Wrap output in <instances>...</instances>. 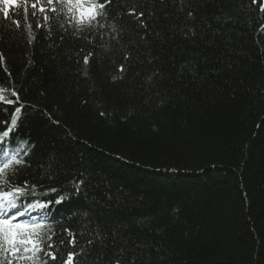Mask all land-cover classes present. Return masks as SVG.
I'll list each match as a JSON object with an SVG mask.
<instances>
[{
    "label": "trees",
    "instance_id": "obj_1",
    "mask_svg": "<svg viewBox=\"0 0 264 264\" xmlns=\"http://www.w3.org/2000/svg\"><path fill=\"white\" fill-rule=\"evenodd\" d=\"M18 3L0 13V89L19 94L0 133L21 108L0 149L26 144L8 178L29 201L64 197L41 258L264 264V0H112L78 33Z\"/></svg>",
    "mask_w": 264,
    "mask_h": 264
},
{
    "label": "snow or ice",
    "instance_id": "obj_2",
    "mask_svg": "<svg viewBox=\"0 0 264 264\" xmlns=\"http://www.w3.org/2000/svg\"><path fill=\"white\" fill-rule=\"evenodd\" d=\"M112 0H47V9L43 4L38 7L39 0H32L31 8L32 15L36 16L37 12L43 15L45 24H37V27H45L50 17L48 12L51 11L57 15L61 13L67 18L69 26L74 27L78 32L85 30L104 29L105 24L101 20L107 19V8L111 5ZM59 3L61 7L59 10L56 4ZM0 13L5 19L9 18V13L12 7H19L18 0H0ZM28 3L25 0L24 13L27 14ZM129 15L143 16V13H136L135 10ZM16 27L20 26L19 20H14ZM63 27V25H61ZM29 36L31 37V25H28ZM113 32L116 31L115 26H111ZM91 56V53L89 54ZM89 56L83 58L85 65L88 64ZM2 59V54H0ZM123 66L120 71L122 72ZM117 77H113L116 79ZM3 89H0V102L14 104L19 100V94L13 90L12 95L16 97L15 100L5 101L2 94ZM20 107L14 109L11 116L10 123H6L5 130L0 133V143H3L6 137L17 126L19 118ZM101 115H104L101 113ZM21 149L16 151H8L0 149V264H48L46 259H42L40 254L43 253L45 257L51 260H56V253L52 251L54 244L52 243L55 232L52 225L47 222L46 217H33L34 211L43 213L53 202L62 203L64 197L58 199H48L45 201L31 200L29 196L35 195L36 185L29 187L27 180L22 184H12L9 180V175L15 176L19 166L24 165L25 161L20 156ZM81 183H83L81 181ZM78 190V189H77ZM55 192L56 189H51ZM71 239L69 244L75 245V235L69 230L64 229ZM63 243V241H61ZM47 244V250L45 249ZM77 253H68L67 258L63 264H74ZM78 264V261L75 262Z\"/></svg>",
    "mask_w": 264,
    "mask_h": 264
}]
</instances>
